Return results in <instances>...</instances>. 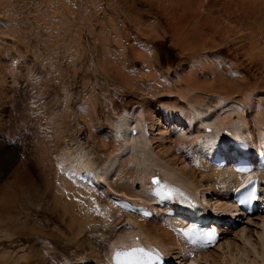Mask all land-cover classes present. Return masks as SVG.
I'll return each instance as SVG.
<instances>
[{
  "label": "rangeland",
  "instance_id": "374dc122",
  "mask_svg": "<svg viewBox=\"0 0 264 264\" xmlns=\"http://www.w3.org/2000/svg\"><path fill=\"white\" fill-rule=\"evenodd\" d=\"M168 1L0 0V255H28L30 264H49L44 257L54 251L58 264H70L90 255L96 237L113 225L110 236L115 238L127 216L112 212L111 220L105 219L103 206L109 203L101 195H96L101 216L87 196L89 203L83 209L73 196L74 184L63 190L59 162L65 155L74 159L87 154V160L105 164L123 146L114 133L123 110L140 106L150 118L160 106L188 107L175 95L169 97V92H184L186 85L176 83L173 74L187 73L190 78L188 72L197 71L198 84L205 85L216 72L210 66L214 62L217 69L245 76L237 84L243 92L261 79L247 61L251 55L245 34L251 32L260 43L257 50H264L263 14L241 16L234 8L223 11L222 7L232 6L228 0H206V12L186 18L181 11L188 9V0H177L172 8ZM205 13L237 32L229 35L235 36L232 45L205 25ZM177 15L183 19L186 39L180 40L170 30ZM192 43L198 44L197 50H190ZM239 89V96H233L242 99ZM187 139L184 145L190 142ZM55 189L74 205L75 218L81 207L83 214L77 213L78 217L89 221L81 220L72 228L51 204Z\"/></svg>",
  "mask_w": 264,
  "mask_h": 264
},
{
  "label": "bare ground",
  "instance_id": "6f19581e",
  "mask_svg": "<svg viewBox=\"0 0 264 264\" xmlns=\"http://www.w3.org/2000/svg\"><path fill=\"white\" fill-rule=\"evenodd\" d=\"M204 1L206 0H188L189 7L188 9L184 8L181 15L187 18V16H196L202 11L206 12ZM168 2L171 8L176 7L174 4L177 0ZM228 2L232 6L222 7L223 11L234 8L235 11L237 10L236 13L239 12L238 14L248 12L264 15V0H228ZM208 13L204 14L205 19L202 16V21L217 36L232 45L237 32L234 33L230 25L219 19L208 18ZM259 19L261 22V17ZM182 20L180 15H177L175 19H171L169 24L172 34L180 40L187 38L181 27ZM261 29L264 28L261 27ZM230 33L235 35L233 39L229 36ZM261 33L264 34V30ZM250 34L248 32L245 34L247 37L245 41L248 43L247 47L250 49L249 54L251 55L247 61L254 65L252 67L257 68V77L261 78L255 79L257 83L256 81V84L252 83L251 86L254 85V87L251 90L246 89L249 85L245 87L246 91L244 92L239 89L240 86L237 88V84L240 83L239 77L242 75L239 74L235 77L234 72L217 69L214 62H210V66L216 72L211 73L213 79L208 80L205 85L198 84L197 71L188 72L192 76L190 78L187 73L173 74L176 75L175 78L177 77L176 83H186V85L184 92L178 95L169 92V97L176 96L177 101L185 103L184 106L187 104L188 107L172 110L168 109V106L157 108L154 106L156 108L155 117H152L149 111L152 118H148L149 116H146L148 111L145 112L140 106L133 110L130 109L131 111L123 110L117 117L116 132L114 131L117 135L116 138L119 137L123 142V146L114 152L115 154L110 153L111 155L108 156L104 166L87 160L89 158L87 154L72 156L74 159L65 155L63 161L59 162V169L63 174L62 181L64 180L63 190L68 191L69 188L75 186L76 188H72L73 196H76V202L83 209L89 203L84 197L87 196L92 203L94 202L95 209L100 211L99 216H101V209L98 208L100 202L96 198V195H101L109 203L106 207L103 206L105 219L111 220L112 212L127 216V221L116 231L115 238L111 239L110 236L112 228L116 227L113 225L106 230V234L102 233L96 237L98 240L92 246L90 255H85L86 257L77 262L74 259L70 261V264H111L112 258L131 250L143 251L148 255L162 253L166 264H264V210L253 217L234 213V206L229 203V197L241 183V177L233 170L232 165L221 168L211 164L212 153L218 152L220 147H223V142H231L236 149L235 142L244 141L250 146L252 157L258 158L260 155H264V50L262 48L257 50L260 43ZM260 36L262 38L261 34ZM197 46V43H192L190 50H197ZM205 56L204 54V58ZM220 63L221 61L217 62L218 67ZM179 68L184 71L182 65ZM242 77L240 80H245V76ZM125 78L128 79V77ZM165 78L167 77L165 76ZM169 82L168 84L171 85ZM126 83H130V81ZM243 87L241 86V88ZM238 89L244 93V95H240L242 99L233 96L240 94V92L237 93ZM208 94L211 96L208 97ZM203 98L214 102L208 103V105ZM194 102L198 103L195 105ZM187 138L190 139V142ZM185 139L189 142L187 145L183 144ZM83 156L87 160L85 164V159L84 162L81 161ZM225 157L230 161L232 159L230 156ZM77 159L80 160L77 161ZM64 174L71 175L72 180L65 177ZM255 174L260 177L264 188V171ZM83 177L88 179L83 181ZM90 177L98 185H93V183L89 185ZM153 177L159 178L164 183L165 191L180 195L183 190L209 206V209L212 207L214 211L223 215L221 216L223 225L227 224V220L234 219L238 227L234 230H222L221 242L214 248L193 252L174 231L176 226L185 227L186 225V221L178 213L180 210L178 202L166 205L164 208L154 205L153 184L151 183ZM66 178L69 179V182ZM71 183L74 186H71ZM60 189L62 188L58 189V193ZM58 193L56 189L55 193H52L51 204H54L57 211H62V216L64 219H68L72 228L80 224L81 220L89 221L86 218L78 217L77 213L83 211L81 207H77V211H81H76L75 218L74 205L66 202ZM113 199L130 201L136 206H145L153 212L154 216L148 219L127 213L113 204ZM38 205L41 206V204ZM168 211L173 213L171 217L166 216ZM92 220L94 219L92 218L90 221ZM99 220L102 221V219ZM95 222L99 221L95 220ZM76 231L79 233L78 228ZM98 243L101 245L97 248L96 244ZM2 253L0 264H22V261L24 264L32 263L28 255L12 258L13 255L11 256L10 252ZM99 253L104 255L100 256ZM38 255L39 253L36 252V258ZM55 256L54 251H51L44 257V262L58 264Z\"/></svg>",
  "mask_w": 264,
  "mask_h": 264
},
{
  "label": "snow or ice",
  "instance_id": "6c2138e0",
  "mask_svg": "<svg viewBox=\"0 0 264 264\" xmlns=\"http://www.w3.org/2000/svg\"><path fill=\"white\" fill-rule=\"evenodd\" d=\"M157 183V181L154 179L153 180V184H156ZM256 199V196H255V193L253 192V193H251L247 198H245V199H242L241 201H240V203L241 204H244V203H247L248 201H250V200H255ZM208 242H211L212 240H213V235L212 234H209V236H208Z\"/></svg>",
  "mask_w": 264,
  "mask_h": 264
},
{
  "label": "water",
  "instance_id": "95a60500",
  "mask_svg": "<svg viewBox=\"0 0 264 264\" xmlns=\"http://www.w3.org/2000/svg\"><path fill=\"white\" fill-rule=\"evenodd\" d=\"M154 179L158 182V178H157V177H153V178L151 179L152 184H153V180H154Z\"/></svg>",
  "mask_w": 264,
  "mask_h": 264
}]
</instances>
